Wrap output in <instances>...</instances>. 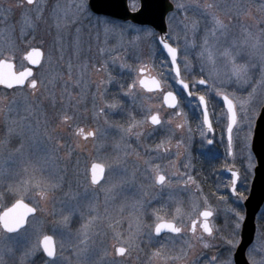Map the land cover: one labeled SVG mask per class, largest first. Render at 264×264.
<instances>
[{"label":"rangeland","instance_id":"374dc122","mask_svg":"<svg viewBox=\"0 0 264 264\" xmlns=\"http://www.w3.org/2000/svg\"><path fill=\"white\" fill-rule=\"evenodd\" d=\"M172 2L168 38L180 50L178 61L194 96L208 97L212 110L225 117L221 95H228L241 122L254 128L264 105V0ZM129 5L137 9L139 0ZM198 26L200 41L194 36ZM157 39L150 26L93 13L88 0H0V59H13L20 70L30 48L44 52L24 87H0L2 208L20 198L37 209L17 233L0 227V264H234L253 154L244 159L238 194L231 196L230 180L217 173L206 187L203 174L194 176L186 163L164 159L161 151L139 153L120 123L136 112L143 119L154 112L166 121L183 119L162 107L163 92H123L130 97L125 106L108 97L111 74L128 67L136 81L147 70L175 82ZM234 65L246 72L238 77ZM200 79L207 85L198 84ZM113 103L118 106L108 107ZM91 130L95 135H88ZM93 162L106 167L99 184L90 180ZM159 174L166 179L157 185ZM202 209L213 211L211 234L201 225ZM163 219L181 232L155 235ZM256 223L247 258L264 264V205ZM48 234L57 246L53 261L40 244ZM118 247L125 252L118 254Z\"/></svg>","mask_w":264,"mask_h":264},{"label":"flooded vegetation","instance_id":"af4514ba","mask_svg":"<svg viewBox=\"0 0 264 264\" xmlns=\"http://www.w3.org/2000/svg\"><path fill=\"white\" fill-rule=\"evenodd\" d=\"M173 10H174V8H173ZM98 15H102V14H98ZM168 15H169V13L166 16V23H167ZM103 16H106V15H103ZM107 17H110V16H107ZM110 18H112V17H110ZM177 18L178 19L181 18L180 15L177 16ZM205 18H206V20H208L206 14H205ZM113 19H115V18H113ZM116 20H121V19H116ZM235 20H237V18H235ZM121 21L131 22L130 20H121ZM136 25H138V24H136ZM142 26H144V25H142ZM203 26L205 27V31H206L208 29V26L206 24ZM167 27H168V24H167ZM194 30L196 31V33L194 34V36H196V41H200V36L202 34L201 29L198 26V28L194 29ZM167 38H168V35H167ZM168 40H169V38H168ZM169 42H170V40H169ZM173 46L178 51L177 62L179 65L181 78H182V80H184L188 84L190 94H187V92L182 90V88L178 84V78L176 77L173 70H172V73L176 79L175 82H173L171 77H169L170 80L165 81V78L163 76L164 74H162V75L151 74L147 70H145V72H142L140 70L138 73L139 77L136 81L135 75L137 73L132 72L130 67H128L122 73L114 71L111 74L112 79H111V84L108 87V97L111 100H119L120 102L124 103V106H125V105L129 104L130 97L123 94V92L125 93L126 91H131L134 89H139L148 95L158 93V92H163V95H162L163 106L162 107H164L168 113H174L176 115V117L177 116L178 117L183 116L184 118L183 119H174V121L173 120L172 121H170V120L166 121L162 117L160 112H154L150 116V118L143 119V118H139L141 114L139 112H136L134 114V117L129 116V117H125V118L121 119L120 123H122L127 128H129V127L132 128V132L129 133V135L133 141L134 148H136L138 150V152L143 154V155L147 154L146 156L158 155L159 154L158 152L161 151V155L163 156L164 159L169 156V157L175 158L177 160H180V161L186 163L187 165L184 168H191L192 174H194V176L196 174H199V173H202L203 175H208L209 177L212 173L220 174V175H222L224 180H226V181L230 180L229 194L231 196L236 195L239 193L238 191H239V188L241 186L240 185L241 175H242L243 167L245 165L244 159H245L247 153L248 154L252 153L251 144H252V137H253L254 128L251 129L250 126L247 127L245 124H243L241 122V120L239 118V113L236 110V105H235V110L237 113V122L234 124V126L232 128L230 137H228V135H227V129H228V125H229L228 113H227V110L224 106L222 99H221V105H222V107L226 113L225 117H222V114L219 112V110H220L219 108H215L214 110H212V107L210 105L208 97H205L203 94H197L196 97L194 96V89L192 88L191 83L188 82V80H186L189 78V76L186 77V75H184L185 72L183 71V69H181L180 63L178 61L179 56H180V50L175 45H173ZM43 54H44V52H43ZM35 70H34V74H35ZM145 75L157 78L159 81L160 89L155 90V91H149V90L145 89L144 87H142L140 85V79ZM32 80L30 81V85L32 84ZM200 80H198V82H197L198 84H200L199 83ZM28 82L29 81H27V83ZM166 83L171 85V86L174 85L175 87H173L172 89L165 88ZM206 85H207V82H206ZM12 89H14V88H12ZM169 92H171L174 95V98H175V106L174 107H168L164 102V95H165V93H169ZM200 95H202L206 100V104H207V108H208V112H209V117H210V121H211L210 128L204 123V120H203V113L201 111V104H200L199 99H198V97ZM136 99H137L138 104H141V105L143 104L144 101L142 100L141 95L137 96ZM234 104H235V102H234ZM199 108H200V111L198 110ZM154 115L158 116L159 119L161 120L160 125L152 124L151 118ZM83 129L84 128L81 127L79 132H82ZM89 133H94V132L91 130ZM89 136H93V135H89ZM232 167L237 169V173L239 175V179H238L237 185L235 187V194H232L230 191L231 183H232V177H233L232 173L227 172V170L232 168ZM159 175H163V174H159ZM163 176L166 179V176L165 175H163ZM188 179H190V177H188ZM160 184H162V183H158V179H157V185H160ZM204 184L206 187L210 186L209 181L205 182ZM16 200H18V199H16ZM23 201H25V200H23ZM25 202L30 204L27 201H25ZM13 203H11V204H13ZM0 205H1L0 214L4 209H6L7 207L10 206L9 205L6 208H2L1 200H0ZM30 205L33 206L32 204H30ZM33 207L35 208V206H33ZM35 210L37 211L36 208H35ZM202 210H200V212ZM207 210H209V209H207ZM210 211L213 213L212 210H210ZM200 212H199V216H200ZM29 218L27 219V223H26L25 227L28 224ZM201 219H202L201 225L203 227V218L201 217ZM163 220H167V219H163ZM167 221H172V220H167ZM209 222H210V219H209ZM175 225L177 226L176 223H175ZM0 227L2 228L1 222H0ZM177 227H179V226H177ZM2 230L5 231L3 228H2ZM19 231H17V232H19ZM5 232L9 233L7 231H5ZM17 232H15V233H17ZM167 233H170V232H165L161 235H164ZM9 234H13V233H9ZM170 234H178V233H170ZM45 236H52V235L48 234ZM45 236H43V237H45ZM42 238H41V240H42ZM53 240H54V244H55V253H54L53 257H48L42 249L43 255L47 259L52 260V261L55 260L54 258L56 257V252H57V246H56V241H55L54 237H53ZM40 244H41V241H40ZM118 248H123V247H118ZM118 248L116 249V251L118 254H121L118 252Z\"/></svg>","mask_w":264,"mask_h":264},{"label":"water","instance_id":"95a60500","mask_svg":"<svg viewBox=\"0 0 264 264\" xmlns=\"http://www.w3.org/2000/svg\"><path fill=\"white\" fill-rule=\"evenodd\" d=\"M88 6L96 14L110 16L115 19L130 20L131 22L138 24V25H148L152 27L156 32H158V39H157L158 43L160 45L162 52L169 59L172 70L175 73L176 77L178 78V84L180 85L183 91L187 92V94L190 93L188 84L181 78L177 59L174 65L171 61L170 55L167 53V50L164 48V44H169L172 47H174L167 38L168 27L166 23L167 14L171 12L174 8V4L172 0H139V7L134 10L130 7L129 0H88ZM43 56L44 54L41 48L39 47L30 48L28 52H26V54L24 55L25 59L27 60L28 65L20 70L16 69V64L14 60L8 59V58H1L0 59V77H8L11 75H15L16 77H19L20 75L27 73V72H30L31 75L27 76L22 84H17L15 80H12L11 87H9L7 83H3V82H0V87L12 89L15 87L25 86L27 81L33 77L35 68L39 67V65L42 63ZM177 57H178V51H177ZM177 68L179 69L178 75L176 73ZM141 71L145 72V70H141ZM142 81L144 83H142ZM153 81H157L158 84L153 83ZM200 81H203V80H200ZM140 85L149 91H155V90L160 89L158 79L155 77H150L146 75L140 79ZM203 85H206L205 81ZM201 96L202 95H200L199 97ZM225 96H227L228 99L230 100L232 99L226 94H223L221 96V99L228 113V120H229L228 129H229V127L233 128L234 125L231 124V115L228 112L227 104L224 100ZM164 102L168 107H174L175 106L174 95H172V97H169L168 93H165ZM232 102H233V105L235 106L233 100ZM205 106L207 109V116L204 115ZM201 111L203 113L204 123L210 128L211 121L209 117L206 100H205L204 105L201 104ZM228 129H227V135L228 137H230L231 132H229ZM252 150L256 158V165L254 167L253 177H252V181L250 184L248 194L243 202L245 216H244L241 229H240V242L237 245L234 251V254H233L234 264H251L247 258V250L254 241L256 229H257L256 218L262 206L264 205V105L262 106L256 118V121H255L253 137H252ZM93 165L103 166L102 174L100 173L99 170L97 171L98 183H95V184H99L105 177L106 168H105V165L102 163L93 162L90 166L91 182H92V175H93V172H92ZM227 172L232 173L233 177H232L230 191L232 194H235V187L239 179L237 169L232 167L228 169ZM158 183H161V182L158 181ZM204 211H210V210L203 209L200 212V216L203 218V224L205 222V218L202 216V213ZM35 212L36 210L33 206L26 203L22 199H18L13 204H11L9 207H7L1 212L0 214L1 226L5 231L9 233H15L25 227L27 223V219L31 215L35 214ZM209 219L210 217L208 218V223L210 225ZM160 224L175 225L173 221L161 220L156 224L154 228L155 235L159 236L165 232L175 233V232H171L166 227L162 229L160 233H157L155 229ZM45 237H49V236H45ZM45 237H43L41 240L42 249H43L42 241L45 239ZM119 249L120 248H118V250ZM43 251L47 255L44 249ZM54 253H55V244H54ZM53 256H48V257H53Z\"/></svg>","mask_w":264,"mask_h":264},{"label":"snow or ice","instance_id":"6c2138e0","mask_svg":"<svg viewBox=\"0 0 264 264\" xmlns=\"http://www.w3.org/2000/svg\"><path fill=\"white\" fill-rule=\"evenodd\" d=\"M27 2L29 4H32L33 3V0H27ZM216 23L221 28L224 27V25L220 21H216ZM164 48L167 50V53L171 57L172 63L175 65L176 59H177V49L175 47H172L169 44H164ZM33 62H35V61H33ZM234 71L237 74V76L239 77L242 73H245L246 72V69L243 66H235L234 65ZM176 73H177V75L179 74V69L178 68L176 69ZM29 75H31L30 72L24 73V74L20 75L19 77H16L15 75H11V76H8V77H0V82L7 83L8 86L11 87L12 86V84H11V81L12 80H15L17 84H22L24 82L25 78L27 76H29ZM142 83H144V82L142 81ZM153 83L158 84L157 81H153ZM199 83L203 84L204 81H200ZM31 86H32L33 89L36 88V86H37L36 85V80H32ZM172 95L173 94L171 92L168 93V96L169 97H172ZM224 100H225V102L227 104L228 112L231 115V124L234 125L237 122V113H236V110H235V106L233 105L232 100L228 99L227 96L224 97ZM199 101H200V103L202 105L205 104V100H204V97L203 96L199 97ZM117 106L118 105L115 104V103H113L111 105H108V107H110V108H116ZM204 115L207 116L206 106L204 108ZM65 119L67 120L68 117H65ZM151 121H152V124H154V125H160L161 124V120L159 119L158 116H155V115L152 116ZM124 131L126 133H131L132 132V128L129 127L127 129H124ZM228 131L231 132L232 131V128L229 127ZM88 135H95V133H89ZM98 170L102 174V172H103V166L102 165H93V167H92V172H93V175H92V183H94V184L95 183H98V180H97V171ZM157 179H158L159 182L163 183L164 180H165V177L163 175H158ZM212 215H213V213L210 212V211H204L202 213V216L205 218V222L203 224V230L205 232L209 233V234L212 233V228L210 227V225L208 223V218L211 217ZM165 227L168 228L171 232L179 233L181 231V229L179 227H176L173 224H160V225H158L156 227L155 231L157 233H160L162 231V229H164ZM194 228H195V226L193 227V230H194ZM42 245H43V249L46 251V253H47L48 256H53L54 255V241H53V238L52 237H50V236L49 237H45V239L42 241ZM118 251H119V253L123 254L125 252V249L124 248H120Z\"/></svg>","mask_w":264,"mask_h":264},{"label":"trees","instance_id":"16d2710c","mask_svg":"<svg viewBox=\"0 0 264 264\" xmlns=\"http://www.w3.org/2000/svg\"><path fill=\"white\" fill-rule=\"evenodd\" d=\"M202 178L204 179L205 182H208V181H209L210 184H211V178H210L208 175H205V176L203 175ZM209 179H210V180H209ZM205 182H204V183H205Z\"/></svg>","mask_w":264,"mask_h":264},{"label":"bare ground","instance_id":"6f19581e","mask_svg":"<svg viewBox=\"0 0 264 264\" xmlns=\"http://www.w3.org/2000/svg\"><path fill=\"white\" fill-rule=\"evenodd\" d=\"M251 148H252V144H251ZM252 154H253V156H254V153H253V150H252ZM255 157V156H254ZM255 160H256V158H255ZM36 213V212H35ZM34 215V214H33ZM211 218V217H210ZM256 220H257V218H256ZM256 225H257V223H256Z\"/></svg>","mask_w":264,"mask_h":264}]
</instances>
